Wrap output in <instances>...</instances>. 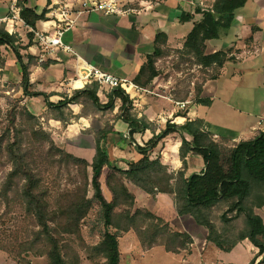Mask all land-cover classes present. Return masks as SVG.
Segmentation results:
<instances>
[{
  "label": "trees",
  "instance_id": "trees-1",
  "mask_svg": "<svg viewBox=\"0 0 264 264\" xmlns=\"http://www.w3.org/2000/svg\"><path fill=\"white\" fill-rule=\"evenodd\" d=\"M247 1L215 0L209 11H198L201 20L194 23L182 49L174 52L175 68L184 64L190 69L199 68L201 80L196 77L193 84L198 104L210 105V101L198 99L201 85L218 78L223 64L228 61L223 52L206 54V43L219 39L221 33L231 28L236 11ZM26 4L27 0L17 2L19 15L34 29L38 21H46L48 11L43 10L38 15ZM190 19V15L183 14L181 20L188 22ZM166 42L165 34L156 35L154 52L139 69L132 81L134 85L146 89L160 76L156 64L165 57ZM32 44L30 34L27 47ZM2 47L12 49L17 59L24 95L43 98L46 110L41 116H35L26 107L21 110L13 107L0 135V164L9 168L0 187V204L5 202L17 207L27 227L21 239H0V252L16 264H31L26 255L44 258L47 264H81L78 247L93 264H120L118 238L133 231L145 250L161 247L170 254L186 252L191 255V237L172 231L164 220L137 207L135 195L129 188L132 186L151 198L159 194L170 196L179 217H190L207 231V244L230 253L238 244L248 241L258 250L250 264H255L259 258L257 264H264V223L255 214V210L264 207V134L254 140L230 144L214 140L204 130L202 120H187L178 130L191 140L182 138L179 149L182 168L173 173L162 165L160 156L149 159L159 142L177 129L167 123L159 136L144 147H136L143 156V164L129 165L124 170L110 161L107 153L106 139L113 130V122L126 116L131 142L135 135L152 129L145 118L138 119L132 114L129 98L121 90H114L102 105L97 97L98 85L92 84L52 104L49 102L51 95L28 91V68L20 54L24 47L16 36L4 31L3 25L0 26V49ZM32 60L29 57V61ZM3 65L0 52V66ZM185 87H191L190 81ZM186 98L187 95L176 99ZM116 99L121 100L122 107L109 124L105 119H111ZM74 105L82 106L77 116L71 110ZM89 117L105 123L102 130L90 132L95 142L91 162L58 148L52 134L40 122L41 118L45 123L55 120L66 128L72 121ZM191 155L202 158L205 170L187 176V158ZM105 169L108 199L103 195L100 182ZM53 171L56 179L65 175L66 182L71 185L63 188L57 185L54 196L50 187L52 181L47 178ZM95 206L104 231L96 245L88 246L81 236V227Z\"/></svg>",
  "mask_w": 264,
  "mask_h": 264
},
{
  "label": "crops",
  "instance_id": "crops-1",
  "mask_svg": "<svg viewBox=\"0 0 264 264\" xmlns=\"http://www.w3.org/2000/svg\"><path fill=\"white\" fill-rule=\"evenodd\" d=\"M18 1L21 0H0V21L9 17L12 3L17 6ZM120 1V14L105 15L102 12H82L83 0H27L26 7L34 10L36 14H41L43 10L48 11L46 21L36 23V30L52 33L54 15L64 7H72L73 14L80 13L74 26L63 39L71 51L61 50L53 58H48L42 63L38 62L39 49L36 42L32 39L34 44L27 47L30 34L24 27H16L14 36L24 47L20 54L28 68V91L51 95L49 102L56 104L63 100L64 95L71 96L73 91L84 89L83 83L75 82L78 69L76 56L105 73L132 82L146 58L153 54L156 35L163 33L167 38L164 48L166 54L156 64L161 74L144 89L163 97L134 92L132 98H129L133 105L132 114L138 119L145 118L152 129L135 135L134 141L131 142L126 116L112 121L122 107L121 100L116 99L111 119H105L109 124L113 122V130L106 139L110 161L116 162L117 166L124 170L128 169L129 165L141 166L143 156L136 147H144L150 140L159 136L166 129L167 123L175 125L177 129L159 142L149 159L160 156L162 165L173 173L182 168L179 158L182 138L188 142L191 140L178 130L187 120H202L204 130L211 134L214 140H223L230 144L254 140L264 134V0H248L243 8L236 11L231 28L221 33L219 39L206 43V54L223 52L228 59L223 64L218 78L207 80L201 85L198 99L210 101L209 106L195 102L193 84L196 78L190 82L191 87L187 88L186 82L182 84L186 77H183L181 72H175L173 67L175 68L177 58L174 52L182 49L194 23L202 18L197 12L209 11L215 0ZM183 14L190 15L191 19L183 22ZM3 49L10 50L13 56L8 57L6 66L0 68V72H3L6 80L12 74L13 78L18 79L16 84L21 85L22 77L17 59L8 47L0 49L1 57ZM29 57L33 60L29 61ZM196 76H199L198 73ZM24 89L25 87L21 86L18 92L23 104L30 113L41 116L46 110L44 99L25 96ZM111 92L98 91L97 97L102 105L107 103ZM7 93H13V90L6 91ZM174 95L176 98L187 95V98L177 100ZM184 102H189L184 109L175 105ZM81 109V105L71 106L74 116H77ZM46 127L55 143L64 139L77 154L91 152L92 158L88 160L91 162L95 153V142L90 132L102 130L105 123L89 117L72 121L66 128H63L59 121L48 120ZM204 170L205 164L200 156L191 155L187 158V176L200 174ZM129 188L135 195L139 208L146 209L164 220L173 231L186 233L191 237V256L194 254L196 243L197 246L202 243L199 252L202 257L205 256L204 248L211 245L206 242L207 231L197 226L190 217H179L170 196L159 194L151 198L135 187ZM141 203L144 205H140ZM260 211H264V207L255 210V214L264 223V218L259 215ZM243 243H247L254 256L258 254V250L248 241L236 247ZM7 261L15 264L8 258ZM259 261L260 258L257 262ZM217 262L234 264L225 263L219 258ZM200 264L208 263L201 261Z\"/></svg>",
  "mask_w": 264,
  "mask_h": 264
},
{
  "label": "rangeland",
  "instance_id": "rangeland-1",
  "mask_svg": "<svg viewBox=\"0 0 264 264\" xmlns=\"http://www.w3.org/2000/svg\"><path fill=\"white\" fill-rule=\"evenodd\" d=\"M2 53L4 65L0 68L3 69L7 64L8 57L13 56V54L8 49H3ZM173 69L175 72H181L183 77H186L182 80L183 85L185 82L188 83L189 81L191 82L194 80L197 77L196 73L200 75L198 72L199 70L195 68L190 69L185 64L179 66L178 69L174 67ZM2 73L3 72H0V135L8 124L9 113L12 108L14 107L21 110L25 107L22 97L18 96V92L21 88L20 84H16L18 79L13 78L12 74H10L6 80ZM197 78L198 80H201L200 76ZM178 79L180 80V78ZM10 90H13V93L6 94V91ZM40 122L43 124V127L46 129V131H48V128L46 127L47 123H45L43 120H40ZM55 145L58 148L63 149L66 152H71L72 154H75L76 157H81L87 161L91 160L92 158V153L89 151L84 152L83 154H77V152L72 150L69 143L65 142L64 139H62L59 143H55ZM8 170V166L6 167L5 165L0 164V187ZM51 173L52 174H49L50 176L48 175L47 178L52 181L50 182V187H52L51 192L53 196L56 193L58 187L57 185H60L62 188L67 185L71 186L70 183L66 182L67 178L65 175H63L62 178L56 179V172L53 171ZM106 173L107 171L105 169L100 182L103 195L106 199H108L110 195L104 182ZM53 178L56 180V182H53ZM89 196H91V193ZM140 205H144V203H141ZM259 215L264 218V211H260ZM25 226L26 222L24 221V218L17 207L14 205L8 206L5 202L0 204V239L4 238L9 240L14 239L15 237H19L21 239V237L24 235L23 232H25L27 228ZM170 229L173 231L171 227ZM103 231L104 229L98 215V208L95 206L93 211L82 224L81 236L88 246H94L100 241ZM118 245L120 251V264H200L201 261H205L208 264H219L217 262L218 258L225 263L231 262L234 264H250V262L255 258L253 255L254 253L251 252L247 246V243H243L238 247H235L230 253L221 252L214 246L208 245L206 248H204L206 251L204 257H202L201 253L199 252L202 248V243H198L199 246H197V243L195 244L194 254L192 256L188 255L186 252H182L178 255L170 254L165 252L161 247L145 250L140 245L138 237L133 231L129 232L128 234L120 235L118 238ZM76 249L81 258V264H93L87 259L83 251H81L78 247H76ZM25 257L30 260L31 264H47V261L44 258H34L32 255H26ZM7 258L16 264V262L8 257L5 253L0 252V264H10V262L7 261ZM257 263L258 262L256 261L255 264Z\"/></svg>",
  "mask_w": 264,
  "mask_h": 264
},
{
  "label": "built area",
  "instance_id": "built-area-1",
  "mask_svg": "<svg viewBox=\"0 0 264 264\" xmlns=\"http://www.w3.org/2000/svg\"><path fill=\"white\" fill-rule=\"evenodd\" d=\"M122 3L120 0H83L82 12H102L105 15H117L122 12ZM72 7H64L62 10L54 15V25H52V33L46 30H36L27 26L20 18V9L16 3H12L10 7V15L8 18L0 21L4 25V31L9 35L16 33V27L22 26L27 33L32 35V39L38 46V62L47 61L48 58H53L57 52L71 51V49L64 44V36L74 26L78 14L72 13ZM46 25V24H45ZM46 27V26H45ZM78 69L76 70L75 82H81L84 86L92 84L98 85V91H114L121 90L128 98H132V93L144 92L152 96L162 98L158 93L149 92L134 85L126 79H118L113 75L105 73L95 66L85 62L80 57L76 56ZM189 102L176 103L175 105L180 109H184Z\"/></svg>",
  "mask_w": 264,
  "mask_h": 264
}]
</instances>
